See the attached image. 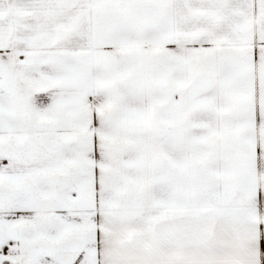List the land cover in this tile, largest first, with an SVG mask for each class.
<instances>
[{
  "label": "snow or ice",
  "instance_id": "1",
  "mask_svg": "<svg viewBox=\"0 0 264 264\" xmlns=\"http://www.w3.org/2000/svg\"><path fill=\"white\" fill-rule=\"evenodd\" d=\"M0 264H264V0H0Z\"/></svg>",
  "mask_w": 264,
  "mask_h": 264
}]
</instances>
